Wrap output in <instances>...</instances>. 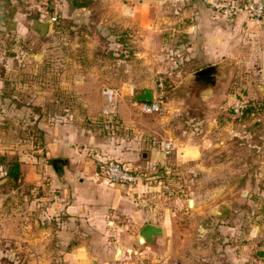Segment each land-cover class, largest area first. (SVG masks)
<instances>
[{
	"label": "crops",
	"instance_id": "obj_1",
	"mask_svg": "<svg viewBox=\"0 0 264 264\" xmlns=\"http://www.w3.org/2000/svg\"><path fill=\"white\" fill-rule=\"evenodd\" d=\"M253 1L264 5V0ZM104 2L0 0V62L15 60L25 66L51 61L48 51L55 49L57 36L69 37L93 12L110 18L107 22L100 18L101 28L109 23L127 30L129 44L143 47L138 55L144 56V63L159 61L165 76L181 78L166 90H179L183 80L191 77L201 90L198 97L192 95V102L202 101L216 110L233 102L235 84L248 91L255 83H259L258 90L264 85V25L255 24L244 13L225 16L214 7V0ZM76 45L87 49L86 42ZM173 50L175 55H171ZM63 62L75 59L64 57ZM210 67L216 71L193 77ZM153 76L141 81L132 75L130 82H120V89L126 93L163 89L151 80ZM82 85L69 84L71 90L80 89V94H93L89 82L85 88ZM102 88L95 91L99 102ZM32 91L37 103L23 107L26 112L13 109L19 120L16 124L21 122L32 134L0 139V156L16 161L20 173L16 181L11 180L6 175L8 166L0 162V264H117L143 225L162 227L169 236L172 231L160 221L167 219V208L159 201L161 182L157 178L168 169L163 153L167 143L171 145L169 155L181 162L200 156L197 123L187 127L175 122L177 113L189 103L170 101L166 112L143 114L141 121L132 117V108L121 106L114 123L107 126L93 120L89 96L80 101L84 113L73 118L70 110L52 112L54 105L43 102L44 91ZM131 103L136 108L137 102ZM8 109H0V125H9ZM109 128L114 131L109 133ZM98 160L121 162L140 179L129 187L108 183ZM114 249L113 263L109 254ZM190 264L209 263L193 260Z\"/></svg>",
	"mask_w": 264,
	"mask_h": 264
},
{
	"label": "rangeland",
	"instance_id": "obj_2",
	"mask_svg": "<svg viewBox=\"0 0 264 264\" xmlns=\"http://www.w3.org/2000/svg\"><path fill=\"white\" fill-rule=\"evenodd\" d=\"M104 1L99 0L100 5ZM100 18L104 22L110 20L102 13L91 12L69 37L57 36L55 49L48 51L49 62L25 66L15 60L0 62V107L8 106L10 121L9 125H0V139L32 134L21 122L16 124L19 120L14 110L26 112L23 107L31 108L37 103L33 89L44 91L43 102L54 105L52 112L65 114V110H70L73 118L84 113L80 101L89 96L93 120L98 124L104 122L99 117L102 101L100 98L99 102L96 89L110 86L121 90L120 82H130L132 75L141 81L154 75L151 80L162 84V92L159 88L134 93L121 90L119 108H132V117L141 121L145 115L133 108L131 102H136L135 97L142 91H150L152 99H160L163 112L170 101L189 103L190 107L182 105L175 122L186 123L187 127L197 123L195 137L199 139L200 156L190 162L167 156L168 169H163L157 181L161 182L159 201L167 208V219L162 217L160 221L172 232L149 246L140 243L137 236L132 237L130 251H125L117 264H190L193 260L209 264H264V90H258L259 83L249 91L235 84L233 102L242 99L251 104V112L240 118L232 113L233 102L216 110L202 101L192 102V95L198 97L201 90L191 77L182 79L184 85L179 90H166L181 78L165 76L159 61L151 59L144 63V56L138 55L143 47L129 44L128 31L109 23L103 29L99 26ZM84 42L87 49L76 45ZM85 55L93 57L82 59ZM171 55H175V50ZM69 56L75 62L65 64L63 59ZM92 70L94 75L89 73ZM86 82L93 94L70 89L69 84L85 88ZM125 112L128 115L126 109ZM189 200H193V208L188 207ZM109 256L114 263L115 249ZM91 258L97 260L95 255Z\"/></svg>",
	"mask_w": 264,
	"mask_h": 264
},
{
	"label": "built area",
	"instance_id": "obj_3",
	"mask_svg": "<svg viewBox=\"0 0 264 264\" xmlns=\"http://www.w3.org/2000/svg\"><path fill=\"white\" fill-rule=\"evenodd\" d=\"M214 7L220 10L225 16H232L237 13H244L246 17L257 25H264V5L253 0H214ZM55 22L54 17L51 18ZM162 92L161 86L159 87ZM100 95L102 98V107L100 111V118L105 125L108 126L110 122H114L118 113L119 99L121 95L119 91L110 86H104ZM137 109L142 114L159 113L162 109V102L160 99L154 97L150 103H137ZM232 113L235 117H242L247 109V101L236 99L232 104ZM171 145L167 143L164 148V156L170 154ZM97 166L102 177L111 184H121L127 187L137 183L140 179L133 169L127 165L112 160L97 161Z\"/></svg>",
	"mask_w": 264,
	"mask_h": 264
},
{
	"label": "water",
	"instance_id": "obj_4",
	"mask_svg": "<svg viewBox=\"0 0 264 264\" xmlns=\"http://www.w3.org/2000/svg\"><path fill=\"white\" fill-rule=\"evenodd\" d=\"M36 60L40 59L39 55H34ZM216 71V67H210L207 69H203L199 73L195 74L193 77L205 75ZM263 90V88L261 87ZM143 158H146V153L142 155ZM189 208H192L191 201L187 202ZM137 239L140 243L144 245H152L157 238H164L166 236V231L164 228L152 225V224H145L141 227V229L137 232ZM120 253V252H119ZM118 253V254H119Z\"/></svg>",
	"mask_w": 264,
	"mask_h": 264
},
{
	"label": "trees",
	"instance_id": "obj_5",
	"mask_svg": "<svg viewBox=\"0 0 264 264\" xmlns=\"http://www.w3.org/2000/svg\"><path fill=\"white\" fill-rule=\"evenodd\" d=\"M136 102L139 103H150L152 101V94L150 91H142L138 96L135 97ZM251 104L247 102V109L245 113L248 111L251 112ZM0 162L4 163L8 166V171L6 175L13 181H16L19 178V164L14 161H6L5 157L0 156Z\"/></svg>",
	"mask_w": 264,
	"mask_h": 264
}]
</instances>
